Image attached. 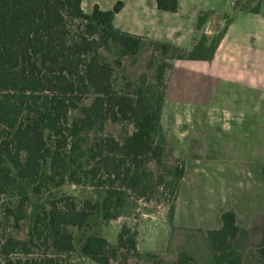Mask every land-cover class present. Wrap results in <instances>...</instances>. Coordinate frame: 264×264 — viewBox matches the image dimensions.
I'll return each instance as SVG.
<instances>
[{
  "label": "trees",
  "instance_id": "obj_1",
  "mask_svg": "<svg viewBox=\"0 0 264 264\" xmlns=\"http://www.w3.org/2000/svg\"><path fill=\"white\" fill-rule=\"evenodd\" d=\"M83 0H0V196L18 191V205L11 213L16 222L29 218L30 238L27 241L9 237L0 241L6 262L0 264H64L61 255L74 250L69 226L82 229L95 214L105 220L117 216L124 194L130 191L145 198L152 191L154 174L146 167L148 160L159 165L165 162L166 137L162 114L166 103L167 69L173 64L159 65L156 82L141 76L134 93L119 91L113 83L117 57L110 62L106 54L137 55L147 38L122 31L113 20L125 3L118 1L111 10L95 5L91 13L82 8ZM236 4V9L258 13L253 8ZM160 10L177 12L179 0H157ZM210 13L198 17L197 29L208 22ZM227 26L230 20H227ZM227 26L211 41L206 35L191 50L172 43L155 41L166 54L176 51L174 59L212 60L225 35ZM158 50V49H157ZM94 95L91 103L85 100ZM79 116L72 118V112ZM108 120L131 122L136 129L120 142L112 134L90 142V132H104ZM73 182L105 190L102 200H85L82 205L74 197L52 200L49 207L34 203L29 215L25 202H30L26 188L36 194L54 176L50 171L65 168ZM178 180L184 168L167 170ZM158 184L173 190L172 182L161 174ZM170 208V219L174 220ZM222 227L208 230L203 239L209 260H200L201 246L195 242L183 246L178 258L167 263L157 255L148 264H244L248 229L239 226L237 214L227 210L221 215ZM195 231H193L194 233ZM45 241L55 252L42 257L10 258L15 250L31 254L33 246ZM82 254L99 264H112L121 259L127 264L139 255L137 233L123 228L117 246L103 236H87ZM253 254V255H252ZM258 264H264V231L257 250L251 252ZM79 264H86L81 262Z\"/></svg>",
  "mask_w": 264,
  "mask_h": 264
},
{
  "label": "rangeland",
  "instance_id": "obj_2",
  "mask_svg": "<svg viewBox=\"0 0 264 264\" xmlns=\"http://www.w3.org/2000/svg\"><path fill=\"white\" fill-rule=\"evenodd\" d=\"M249 1L248 7L253 8L259 0L239 3L247 5ZM228 19L229 16L212 17L207 30L210 41L223 31ZM202 33L205 32H200L203 36ZM154 42L147 40L137 55L105 53L110 62L117 57L121 59V66H115L113 77L117 90L133 94L134 86L142 75H147L149 83H155L159 65L163 62L173 64L177 52L166 54L165 47L157 48ZM186 80L184 73L167 69L165 81L170 88L162 118L167 151L162 166L152 159L146 162V167L154 174L152 191L145 198L126 191L123 206L114 209L117 216L113 219L105 220L101 214H95L88 226L82 229L69 226L75 248L71 253L61 255L64 264H99L82 254L85 238L103 236L117 246L125 227L136 231L140 253L131 256L127 264H148L153 260L151 255L173 263L178 258V251L190 245L188 242L202 245L200 260L206 263L209 258L203 239L208 230L222 226L220 213L233 207L238 209L239 225L250 232L249 239L245 241L244 264H258L251 252L257 250L264 231V107L259 106L255 116L254 106L240 105L235 101L238 91L227 90L225 92L231 94L232 100L222 99L219 91L205 106L194 109L187 101ZM93 99L94 95H90L85 102L89 104ZM210 108H214V115L222 119L212 122ZM225 111L229 114L227 120L223 119ZM78 116L79 111L72 112V118ZM135 129V125L128 121L108 120L103 133L93 130L89 138L92 143L103 135L112 134L124 142L127 134ZM182 167L185 172L181 180L167 171ZM74 169L50 171L54 178L44 184L40 194H36L32 186H27L30 202H25V213H31L34 203L49 207L52 200L74 197L82 205L85 200H102L106 196L105 190L73 182L75 178L71 171ZM161 174L172 182L173 190L158 184ZM20 198L18 191L0 196L2 243L9 237L24 241L30 238V219L25 218L17 224L15 215L11 213ZM172 206L175 208L173 221L169 212ZM54 253L50 245L41 240L32 247L30 255L15 250L8 257H42ZM6 257L0 247V262L5 263ZM120 263V258L112 261V264Z\"/></svg>",
  "mask_w": 264,
  "mask_h": 264
},
{
  "label": "crops",
  "instance_id": "obj_3",
  "mask_svg": "<svg viewBox=\"0 0 264 264\" xmlns=\"http://www.w3.org/2000/svg\"><path fill=\"white\" fill-rule=\"evenodd\" d=\"M118 1L120 0H83L82 8L86 13H91L94 6L98 5L107 11ZM122 1L125 5L113 20L116 28L150 41L172 43L187 50L201 42V31L210 40L207 30L212 17L229 16L227 30L212 60L174 59L172 71L185 74L187 101L194 109L205 106L219 91L222 99L232 100L231 94H226L227 90L238 91L235 101L240 105L254 106L255 116L258 107H264V0L258 1V13L236 9V4L243 0H179L177 12L160 10L157 0ZM203 12H209L211 16L199 30L198 17ZM169 88L168 83V90ZM165 107L166 103L164 109ZM213 110L214 108L209 109L211 121L221 120V117L214 115ZM228 115L225 111L223 119L227 120ZM193 122L194 117L191 126ZM227 210L236 212L239 224L238 209L233 207Z\"/></svg>",
  "mask_w": 264,
  "mask_h": 264
}]
</instances>
